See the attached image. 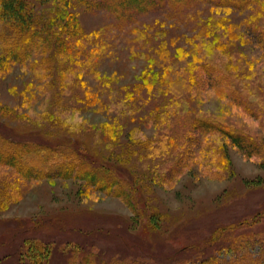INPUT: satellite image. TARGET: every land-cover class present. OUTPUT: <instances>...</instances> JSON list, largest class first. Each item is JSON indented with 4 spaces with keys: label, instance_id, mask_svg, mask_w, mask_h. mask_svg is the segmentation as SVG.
Masks as SVG:
<instances>
[{
    "label": "rangeland",
    "instance_id": "374dc122",
    "mask_svg": "<svg viewBox=\"0 0 264 264\" xmlns=\"http://www.w3.org/2000/svg\"><path fill=\"white\" fill-rule=\"evenodd\" d=\"M27 3L55 28L24 62L0 43V148L24 137L87 143L124 179L131 202L85 179L24 177L0 163V264H17L19 241L37 227L34 236L58 242L99 230V244L87 249L112 255L127 238L169 251L238 221L256 218L250 227L264 229V0L241 8L192 0L131 20H118L100 0ZM214 50L232 75L206 68ZM170 66L186 81L180 94ZM159 78L172 89L152 86ZM231 78L240 91H232ZM224 128L244 133L255 152L242 151ZM171 153L178 161L169 163ZM150 220L158 231L145 228Z\"/></svg>",
    "mask_w": 264,
    "mask_h": 264
},
{
    "label": "trees",
    "instance_id": "16d2710c",
    "mask_svg": "<svg viewBox=\"0 0 264 264\" xmlns=\"http://www.w3.org/2000/svg\"><path fill=\"white\" fill-rule=\"evenodd\" d=\"M214 1L218 6L241 8L252 0ZM100 2L104 7L114 12L118 20H131L135 14L156 11L166 5L181 9L190 5L192 0H100ZM54 28L55 21L40 17L27 3V0H0V43L6 48V54L15 61L24 62L33 48L50 41L49 34ZM68 48L72 52H78V48L71 45ZM152 59H157V57L153 56ZM206 64L207 69H217L227 76L232 75L230 65L216 50L212 51V57L207 59ZM169 68L171 77L177 76L175 86H173V89L176 90L174 95L180 94L187 86L186 81L181 79V73L174 67L170 66ZM236 82V79L229 80L232 91L239 90L234 84ZM150 83L158 90L170 88L171 85V82L165 78L152 80ZM194 121L207 128L217 127L211 119L196 118ZM222 130L224 135L242 151L248 154L255 152L256 147L252 145V140L244 133L236 129L224 128ZM5 142L12 144V147L9 150L0 148V163L14 166L24 177L85 179L98 189L121 196L128 204L131 202L124 179L103 164L102 152H95V149H92V146L87 143H65L36 137H24L23 140L7 139ZM5 142L3 141V143ZM157 156L156 161H161L162 156L159 154ZM167 160L170 161L169 163H174L178 161V158H175L171 153ZM156 215L157 213H153L151 219ZM260 215L262 218L264 217L263 212ZM257 221L258 219L254 218L251 221L234 222L228 227L219 226L202 243H187L169 251L166 250V245L163 243L155 244L154 241L148 242L137 237L130 241V238H127L125 245H119L116 248L117 253L113 255L107 254L108 251L100 247L97 248V252L88 250L89 247H97L99 244V230H93L87 234L69 233L76 234V237L70 235L67 238H61L62 242H58L51 239L48 234L42 237L34 236L33 234L40 229L37 227L29 236L26 235V230L20 233L26 236L21 238L18 248L13 254L17 256V264H54L56 259L63 261L64 264H68L69 261L72 264H264V229L253 230L250 227ZM47 222L45 224H48ZM243 226L244 230L236 231V228ZM50 227L63 229L65 225L53 222ZM145 228L150 233L159 230L153 220L145 223ZM125 237L123 236L122 239ZM255 248H257L256 253L253 251ZM126 250L136 251L140 254L132 253V257L125 258L123 252L125 253ZM102 251H106V253L100 254ZM77 253L81 254L77 257L79 262L75 263L73 258ZM7 256L4 255L5 258Z\"/></svg>",
    "mask_w": 264,
    "mask_h": 264
}]
</instances>
